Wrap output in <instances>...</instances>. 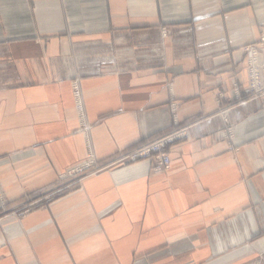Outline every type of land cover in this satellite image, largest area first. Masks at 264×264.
Wrapping results in <instances>:
<instances>
[{"label": "crops", "instance_id": "1", "mask_svg": "<svg viewBox=\"0 0 264 264\" xmlns=\"http://www.w3.org/2000/svg\"><path fill=\"white\" fill-rule=\"evenodd\" d=\"M262 40L264 0H0V264L264 253V101L244 93ZM185 125L165 172L107 167L46 198L90 151L108 164Z\"/></svg>", "mask_w": 264, "mask_h": 264}, {"label": "built area", "instance_id": "2", "mask_svg": "<svg viewBox=\"0 0 264 264\" xmlns=\"http://www.w3.org/2000/svg\"><path fill=\"white\" fill-rule=\"evenodd\" d=\"M261 46H264V40L261 43ZM248 50V63H247V74H248V83L245 89V93L251 96L252 98L261 99L264 101V59L261 57L259 49L256 47L247 48ZM237 92V97L240 98L241 91L238 86L235 87ZM76 95L80 98V90L78 85H76ZM230 132L231 130L228 129ZM190 133L188 129H177L172 132L163 135L154 141L148 142L143 145L141 148L125 154L120 162L127 161H137L139 159H148L153 162L154 169L157 172L162 171L164 168H168L171 164V157L166 152V147L168 144L182 138H188ZM89 160L85 163H82L71 170L66 174H63V177H75L80 175L84 170L88 169L96 159L94 155L90 153ZM7 208L6 199L2 193L0 187V209L4 210Z\"/></svg>", "mask_w": 264, "mask_h": 264}, {"label": "rangeland", "instance_id": "3", "mask_svg": "<svg viewBox=\"0 0 264 264\" xmlns=\"http://www.w3.org/2000/svg\"><path fill=\"white\" fill-rule=\"evenodd\" d=\"M263 42V40H262ZM261 42V43H262ZM261 43L259 44V46L257 45H252V46H248L247 48H251V47H256L259 49V52L261 54V49L264 47L261 46ZM246 48V52L248 54V50ZM264 59V58H263ZM248 75V74H247ZM246 89V88H245ZM245 89H244V93H245ZM241 91V90H240ZM242 93V92H241ZM245 95L249 96L248 94L245 93ZM242 97V94L241 96ZM251 97V96H249ZM239 98V97H238ZM252 98V97H251ZM174 108V107H173ZM175 109V108H174ZM177 129H188V131H190V125H185V126H180L174 130H177ZM173 130V131H174ZM172 132V131H171ZM166 135V134H165ZM161 137V136H159ZM159 137H156L154 139H151L143 144H140L136 147H133L129 150H126V151H123V152H120L119 154H117L116 156H114L113 160L108 163V164H102V163H98L97 161H95V163H93L88 169L84 170L82 173H80V175H77V178L74 179V176L73 177H63L60 176L59 178V182H58V186L52 190L51 194L49 196H46V198L49 200V199H52L53 197L57 196V195H61L63 194L65 191L73 188L77 183H81L86 177L92 175V174H95L97 172H100L104 169H106L107 167H123V166H126V165H129V164H134V163H137L139 161H142V160H148V159H139L137 161H127V160H124L122 162H120V160L122 158H124L123 156L129 152H133L139 148H141L143 145L147 144L148 142H151V141H154L155 139L159 138ZM190 137V136H189ZM188 137V138H189ZM188 138H182V139H178L170 144L167 145L166 147V152L169 154V151H168V148L170 145H172L173 143L179 141V140H184V139H188ZM90 153H92L94 155L93 152H89L88 153V156L90 157ZM170 155V154H169ZM89 157L86 161H84L83 163L87 162L89 160ZM171 157V156H170ZM172 162V161H171ZM171 166V164H170ZM170 166L168 168H164L162 171L160 172H165L166 170H168L170 168ZM152 171L155 172V173H160V172H157L155 169H154V165L152 163ZM5 197V196H4ZM6 199V198H5ZM6 202H7V208L4 209V210H1L0 209V213H7V212H10L8 211L9 209V204H8V201L6 199ZM39 203V200L38 201H32V202H28V203H25V204H22L20 207H18L17 209H15V213L18 215V216H24L26 213L30 212L34 207L38 206ZM238 264H264V253H255L253 255V257L247 259V260H242L240 263Z\"/></svg>", "mask_w": 264, "mask_h": 264}]
</instances>
